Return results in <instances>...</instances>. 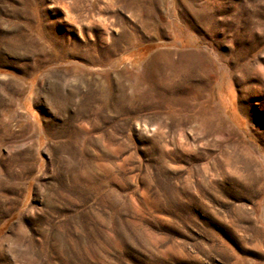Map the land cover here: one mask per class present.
I'll return each instance as SVG.
<instances>
[{
    "label": "rangeland",
    "instance_id": "1",
    "mask_svg": "<svg viewBox=\"0 0 264 264\" xmlns=\"http://www.w3.org/2000/svg\"><path fill=\"white\" fill-rule=\"evenodd\" d=\"M0 264H264V0H0Z\"/></svg>",
    "mask_w": 264,
    "mask_h": 264
},
{
    "label": "bare ground",
    "instance_id": "2",
    "mask_svg": "<svg viewBox=\"0 0 264 264\" xmlns=\"http://www.w3.org/2000/svg\"><path fill=\"white\" fill-rule=\"evenodd\" d=\"M130 31L129 30H119V34L121 35V37H125L126 38V41H128L130 38H131V36H130V33H129ZM123 37V38H124ZM252 179V178H251ZM245 183V182H244Z\"/></svg>",
    "mask_w": 264,
    "mask_h": 264
}]
</instances>
